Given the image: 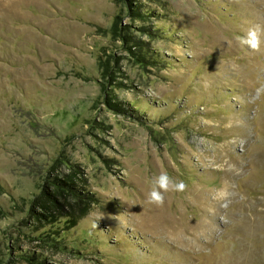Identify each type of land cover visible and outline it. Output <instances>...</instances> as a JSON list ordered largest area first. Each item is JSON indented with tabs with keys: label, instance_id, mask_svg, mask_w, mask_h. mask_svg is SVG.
<instances>
[{
	"label": "rangeland",
	"instance_id": "1",
	"mask_svg": "<svg viewBox=\"0 0 264 264\" xmlns=\"http://www.w3.org/2000/svg\"><path fill=\"white\" fill-rule=\"evenodd\" d=\"M0 264H264V0H0Z\"/></svg>",
	"mask_w": 264,
	"mask_h": 264
},
{
	"label": "clouds",
	"instance_id": "2",
	"mask_svg": "<svg viewBox=\"0 0 264 264\" xmlns=\"http://www.w3.org/2000/svg\"><path fill=\"white\" fill-rule=\"evenodd\" d=\"M261 31V26L256 25L250 29L244 37L241 38L240 43L250 50H259L261 45ZM185 189L186 184L182 180H175L171 178L166 172H162L152 179L151 190L147 194V199L149 203L162 205L164 203L165 193L169 191L183 192ZM101 217H99V219ZM93 226L97 227V224H94Z\"/></svg>",
	"mask_w": 264,
	"mask_h": 264
},
{
	"label": "trees",
	"instance_id": "3",
	"mask_svg": "<svg viewBox=\"0 0 264 264\" xmlns=\"http://www.w3.org/2000/svg\"><path fill=\"white\" fill-rule=\"evenodd\" d=\"M137 15H138V16H141V13H139V14H137ZM74 210L80 212V213H79L80 216H81L82 214L86 213V212H84V211H86V209H84V205H83V206H80V207H78V208L75 207ZM69 219H70V218H69ZM75 221H76L75 218L69 220V222L72 223V224H74Z\"/></svg>",
	"mask_w": 264,
	"mask_h": 264
},
{
	"label": "bare ground",
	"instance_id": "4",
	"mask_svg": "<svg viewBox=\"0 0 264 264\" xmlns=\"http://www.w3.org/2000/svg\"><path fill=\"white\" fill-rule=\"evenodd\" d=\"M259 2V1H258Z\"/></svg>",
	"mask_w": 264,
	"mask_h": 264
}]
</instances>
